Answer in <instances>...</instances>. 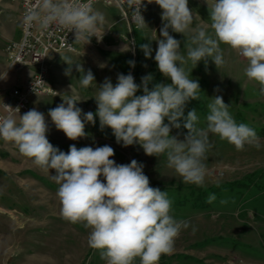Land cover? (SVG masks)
Segmentation results:
<instances>
[{"label": "clouds", "instance_id": "1", "mask_svg": "<svg viewBox=\"0 0 264 264\" xmlns=\"http://www.w3.org/2000/svg\"><path fill=\"white\" fill-rule=\"evenodd\" d=\"M124 2L132 22L142 29L146 25L141 14L144 0ZM153 2L162 10V38L157 41L154 59L159 72L171 83H156L150 89L151 73L142 76L139 85L129 73L118 74L115 86L106 78L97 87L92 71L84 72L77 64L80 85L88 88L94 83L97 87L96 112L84 113L82 120L77 100L67 99L50 109L48 116L57 130L74 141L86 136L85 121L95 124L98 116L101 130L110 128L117 143L125 147L139 144L148 156H165L167 167L184 183L203 186L207 175L204 161L213 147L210 134L237 151L246 146L259 149L261 143L253 127L236 122L221 96L213 97L207 105L205 127L199 126L196 109L185 116L187 103L199 99L200 85L190 78L184 65L191 61L196 66L211 58L219 69L225 64L221 45H226L247 61L245 76L259 85L264 96V0H212L210 5L206 0L210 25L196 27L189 0H147ZM25 22H37L42 28L63 27L74 33V42L85 45L93 36L98 37L105 17L93 9L92 0H39L26 14ZM169 29L187 37L186 55ZM141 49L146 58L151 57L150 44H142ZM141 88L143 94L136 95ZM4 109L9 114L0 115V140L14 144L34 166L55 171L52 179L58 185L61 218L89 230L88 246L99 252L105 264H159L162 256L174 252L175 242L189 222L172 215L167 192L150 186L142 163L133 159L117 164L109 145L77 148L73 144L65 153L48 140L43 113L31 109L20 115L19 107L5 104ZM181 127L187 130L183 139L170 134L173 128ZM215 199L214 194L209 195L207 202Z\"/></svg>", "mask_w": 264, "mask_h": 264}, {"label": "rangeland", "instance_id": "2", "mask_svg": "<svg viewBox=\"0 0 264 264\" xmlns=\"http://www.w3.org/2000/svg\"><path fill=\"white\" fill-rule=\"evenodd\" d=\"M207 2L210 5L212 0ZM207 2L189 0V8L195 15L193 27L210 25ZM92 6L105 17L104 24L98 29V37L93 36L85 45L79 42L75 52H60L48 61V82L55 87L56 94L31 98L27 111L36 109L44 114L49 129L48 140L65 153L73 144L77 148L109 145L114 149L112 159L117 164H128L135 159L144 165L143 171L149 180L167 192L172 201V215L189 222V227L177 238L174 252L162 256L159 263L264 264V192L252 186L245 191L242 184L233 189L227 187L229 182L246 180L248 174L264 169V96L260 95L259 85L245 76L247 61L221 45L225 64L219 69L211 58L206 62L201 60L196 66L191 61L184 65L190 78L199 82V98L204 97L207 101L203 112L192 108L200 117L199 126H206L207 105L212 98L221 96L230 106L229 112L236 122L253 127L261 143L259 149L246 146L237 151L227 141L210 134L213 147L204 161L207 169L204 185L186 184L167 167L165 156H148L139 144L125 147L116 142L115 136L114 139L103 136L98 116L94 117L95 124L85 121L86 136L75 141L57 130L48 116L50 109L67 99L77 100L76 106L82 109V120L84 113H95L97 87L106 78L115 86L118 74L131 73L139 85L141 77L151 73L150 89L156 83H171L159 72L154 59L157 41L162 38V10L157 4L153 2L146 7V25L142 29L134 28L116 6L102 2ZM20 10L18 1L0 0V98L5 89L22 83L18 80L20 76L23 75L25 81L30 78L26 69L8 71L4 51L9 41H16L21 36ZM207 31L211 32L210 27ZM169 33L180 41V50L186 55L187 37L171 29ZM142 44H150V58L145 57ZM130 60L135 62L134 66L128 63ZM77 64L84 72L92 71L97 87L94 83L88 88L80 85L81 72L77 71ZM142 94L141 88L136 95ZM105 131L110 132V128L105 127ZM186 133L187 130L181 127L173 128L170 134L183 139ZM54 174V170L46 172L34 166L14 144L0 140V264H105L99 252L88 246L89 230L61 218L56 196L58 185L52 179ZM201 190L207 192L205 206L192 207L194 202L199 203ZM213 194L216 199L208 203L209 195ZM222 200L227 202L221 203Z\"/></svg>", "mask_w": 264, "mask_h": 264}, {"label": "built area", "instance_id": "3", "mask_svg": "<svg viewBox=\"0 0 264 264\" xmlns=\"http://www.w3.org/2000/svg\"><path fill=\"white\" fill-rule=\"evenodd\" d=\"M11 1H18L21 6V36L16 41H9L4 47L8 60V71L19 72L26 69V74H30V78L12 86L2 97L0 115L9 114L5 111L4 104L13 109L19 107V114L21 115L28 110L31 98L39 95L56 94L55 87L48 82V61L60 52H75L77 46V43L74 42V33L63 27L42 28L37 22L30 24L25 22L26 14L29 10L37 7L39 0ZM96 2L118 7L122 14L131 21L134 28H137V25L131 20V11L124 0H92V5ZM148 5L147 0H144V6L141 8L143 17ZM12 115L16 114L12 113Z\"/></svg>", "mask_w": 264, "mask_h": 264}, {"label": "trees", "instance_id": "4", "mask_svg": "<svg viewBox=\"0 0 264 264\" xmlns=\"http://www.w3.org/2000/svg\"><path fill=\"white\" fill-rule=\"evenodd\" d=\"M191 102H193V104ZM206 103H207V101L204 97L199 98L198 100L189 101L185 107V116L187 115L188 111L192 110V108H197L200 112H203L206 108L205 107ZM235 114H237V112ZM237 117H238V114H237ZM181 123H182V121H181ZM98 130H100V128ZM101 131H103L102 132L103 136L110 137L111 139H114V137H113L114 135H113V132L111 129H110V132H108V133L105 131V128ZM245 179L246 180L238 179V180H235L234 182H229L227 187L229 189H233V188L240 187V185L242 184L243 185L242 188H244L245 191L249 190V188L252 186V188L254 187V188L264 192V169H258L255 172H253V174H248ZM150 186L158 187L151 181H150ZM158 188H160V187H158ZM206 195H207V192L205 190H201L199 193V199H200L199 203L196 204L194 202L192 204V207L193 206H200V207L205 206ZM159 264H163V263L160 262Z\"/></svg>", "mask_w": 264, "mask_h": 264}, {"label": "crops", "instance_id": "5", "mask_svg": "<svg viewBox=\"0 0 264 264\" xmlns=\"http://www.w3.org/2000/svg\"><path fill=\"white\" fill-rule=\"evenodd\" d=\"M54 56H56V55H54ZM54 56H52V57H54ZM52 57L50 58V59H52ZM20 82L22 81V82H24L25 81V78H24V76L22 75V76H20L19 77V79H18ZM9 91V88L8 89H5V91H4V93H3V96L4 95H6V93ZM1 95V94H0ZM2 96V97H3ZM2 97L0 98V100L2 99Z\"/></svg>", "mask_w": 264, "mask_h": 264}]
</instances>
